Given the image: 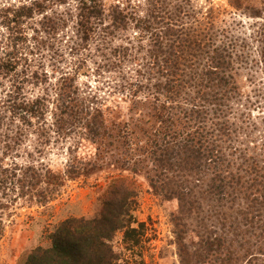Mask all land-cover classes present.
<instances>
[{
    "label": "trees",
    "instance_id": "1",
    "mask_svg": "<svg viewBox=\"0 0 264 264\" xmlns=\"http://www.w3.org/2000/svg\"><path fill=\"white\" fill-rule=\"evenodd\" d=\"M248 54L193 0H0V239L17 204L46 207L68 180L149 161L152 190L178 201L180 264H264V137L240 80ZM93 75L96 89L79 83ZM73 136L64 169L41 161ZM101 200L95 216L50 226L19 264H123L126 253L142 264L137 189L113 180Z\"/></svg>",
    "mask_w": 264,
    "mask_h": 264
},
{
    "label": "rangeland",
    "instance_id": "2",
    "mask_svg": "<svg viewBox=\"0 0 264 264\" xmlns=\"http://www.w3.org/2000/svg\"><path fill=\"white\" fill-rule=\"evenodd\" d=\"M193 4L205 13L212 11L216 26L230 30L231 35L237 37L238 45L249 51L250 59L244 64L245 68L241 69L240 80L251 98L250 105L254 103L250 110L260 128L259 133L264 137V65L260 62L261 49H264V0H193ZM99 79L109 82L108 77ZM79 83L82 86L87 83L93 89L100 84L94 75L89 78L81 77ZM101 87H105L104 90L107 91V85L101 83ZM124 106L127 110V105ZM259 133L256 132L258 135ZM73 142L75 136L66 143L54 142L51 148H47L39 156L41 161L54 168L64 169L68 158L66 147ZM83 144L84 154L94 155L95 147L90 142ZM36 157L40 159L37 155ZM149 165V161L142 163L141 172L135 174L109 168L93 173L86 180H68L57 199L46 207L17 204L12 214L4 217L5 233L0 239V264H19L31 249L45 245L49 227L57 221L71 215L95 216L101 210V199L107 193L110 183L121 179L130 181L137 189L135 215L138 221L145 222L146 225L142 264H180L173 224L178 201L167 200L155 194L148 177V174L153 173ZM114 244L117 251L125 250L122 234L116 236ZM125 257L134 259L130 253H126ZM128 259L123 264H133Z\"/></svg>",
    "mask_w": 264,
    "mask_h": 264
}]
</instances>
